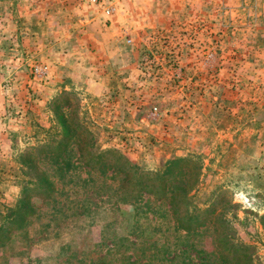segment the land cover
Here are the masks:
<instances>
[{
  "label": "rangeland",
  "instance_id": "rangeland-1",
  "mask_svg": "<svg viewBox=\"0 0 264 264\" xmlns=\"http://www.w3.org/2000/svg\"><path fill=\"white\" fill-rule=\"evenodd\" d=\"M0 264H264V0H0Z\"/></svg>",
  "mask_w": 264,
  "mask_h": 264
},
{
  "label": "trees",
  "instance_id": "trees-1",
  "mask_svg": "<svg viewBox=\"0 0 264 264\" xmlns=\"http://www.w3.org/2000/svg\"><path fill=\"white\" fill-rule=\"evenodd\" d=\"M62 127L65 129V125H62ZM125 162H126V161H125ZM176 163H180V164H181V163H182V164L184 163V164H186L185 161H184L183 159H176ZM180 164H177L176 167H179ZM161 190H162V187H161Z\"/></svg>",
  "mask_w": 264,
  "mask_h": 264
}]
</instances>
